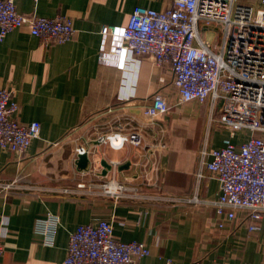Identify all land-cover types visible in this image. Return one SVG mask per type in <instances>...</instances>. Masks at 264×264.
Returning <instances> with one entry per match:
<instances>
[{"label":"crops","instance_id":"obj_1","mask_svg":"<svg viewBox=\"0 0 264 264\" xmlns=\"http://www.w3.org/2000/svg\"><path fill=\"white\" fill-rule=\"evenodd\" d=\"M169 1L16 0L18 11L26 15L71 18L76 32L68 41L44 44L21 27L0 42V88L14 90L21 122L41 123L40 136L24 153L0 146V183L15 181L20 186L0 187V264H66L71 232L96 217L110 220L118 239L149 245V255L138 264H190L196 259L206 264H264V221L261 231L250 233L241 224L245 212L238 211L222 229L211 207L183 200L197 192L196 152L203 144L210 102L196 110V101L179 102L172 69L151 56L142 58L135 77L133 71L126 75L100 59L104 25L127 24L137 5L161 9ZM156 92L167 96L172 107L151 123L144 109ZM118 126L141 128L144 145L127 143L116 149L98 143L99 135ZM220 131L213 134L212 146H221L230 134ZM243 135L237 133L234 141L240 143ZM159 140L166 147L155 150ZM80 144L90 148L86 169L77 164ZM103 159L113 164L106 174ZM104 181L177 199H117L98 187L93 193L61 191L77 182L97 186ZM218 192L215 179L198 191L209 198ZM49 212L61 218L51 246L34 231L36 219Z\"/></svg>","mask_w":264,"mask_h":264},{"label":"built area","instance_id":"obj_2","mask_svg":"<svg viewBox=\"0 0 264 264\" xmlns=\"http://www.w3.org/2000/svg\"><path fill=\"white\" fill-rule=\"evenodd\" d=\"M21 27L42 38L44 44L68 41L76 32L69 17L26 15L18 11L16 0H0V42L10 31ZM211 30L217 35L213 41L206 36ZM101 35L100 59L104 63L125 70L126 75L133 71L135 77L142 58L151 56L157 64L172 69L179 102H210L203 144L196 152L197 192L183 200L197 207H211L219 228L223 229L237 218L238 211H243L241 224L248 232L261 231L264 221V0H170L161 9L137 5L127 24L104 25ZM171 107L168 97L156 92L144 115L154 123L167 115ZM19 110L14 90L0 88V146L24 153L40 136L41 123L21 122ZM220 129L230 134L223 138L221 146H212L214 130ZM239 132L245 135L237 143L234 138ZM97 141L116 149L127 143L140 147L145 143V134L139 127L126 130L118 126L115 131L99 135ZM153 147L163 149L166 143L159 140ZM89 151L84 144L76 147L78 155ZM211 179L219 183L218 195L200 196L199 189ZM0 187L9 190L20 186L11 181L0 183ZM95 187L100 193L117 199L125 195L141 200L177 199L109 181L97 186L77 182L74 187L61 191L87 189L93 193ZM60 225V216L49 212L36 219L34 231L45 245L51 246L55 244ZM3 252L4 244L0 243V259ZM149 253L146 242L118 239L113 223L96 217L77 225L71 232L65 263L138 264ZM190 264L206 263L196 259Z\"/></svg>","mask_w":264,"mask_h":264},{"label":"water","instance_id":"obj_3","mask_svg":"<svg viewBox=\"0 0 264 264\" xmlns=\"http://www.w3.org/2000/svg\"><path fill=\"white\" fill-rule=\"evenodd\" d=\"M101 163L104 166V172H103L104 174H106L107 171L113 167V164L112 163L110 164L106 159H103L101 161ZM77 164H78L80 169H86L88 167V164H89L88 154L87 153L80 154L78 156ZM129 165H130V163L128 162L127 164H124L123 166H121V168H126Z\"/></svg>","mask_w":264,"mask_h":264},{"label":"rangeland","instance_id":"obj_4","mask_svg":"<svg viewBox=\"0 0 264 264\" xmlns=\"http://www.w3.org/2000/svg\"><path fill=\"white\" fill-rule=\"evenodd\" d=\"M206 36L211 40V41H213L216 37H217V35H216V31L215 30H211V31H208L207 32V34H206ZM194 104V106L192 107L194 110H196L197 108H200V107H203V104H199V103H193ZM207 121H208V119H207ZM207 126V125H206ZM220 130H222V129H220ZM219 130V131H220ZM216 132V130H214V133ZM221 132V131H220ZM213 133V134H214Z\"/></svg>","mask_w":264,"mask_h":264},{"label":"clouds","instance_id":"obj_5","mask_svg":"<svg viewBox=\"0 0 264 264\" xmlns=\"http://www.w3.org/2000/svg\"><path fill=\"white\" fill-rule=\"evenodd\" d=\"M114 147L116 146V145H113ZM122 146V145H121Z\"/></svg>","mask_w":264,"mask_h":264}]
</instances>
